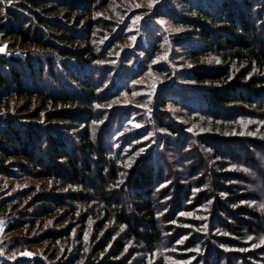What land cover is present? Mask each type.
Returning a JSON list of instances; mask_svg holds the SVG:
<instances>
[{
    "label": "trees",
    "instance_id": "trees-1",
    "mask_svg": "<svg viewBox=\"0 0 264 264\" xmlns=\"http://www.w3.org/2000/svg\"><path fill=\"white\" fill-rule=\"evenodd\" d=\"M115 1L0 2V264H264V0Z\"/></svg>",
    "mask_w": 264,
    "mask_h": 264
},
{
    "label": "rangeland",
    "instance_id": "rangeland-1",
    "mask_svg": "<svg viewBox=\"0 0 264 264\" xmlns=\"http://www.w3.org/2000/svg\"><path fill=\"white\" fill-rule=\"evenodd\" d=\"M143 4V0H116L114 5H113V9L117 12V17H120V21L124 20L126 18V14L128 15L130 11L136 10L138 8H140ZM139 5V6H138ZM125 9V10H124ZM119 10V12H118ZM121 12V13H120ZM125 13V14H124ZM139 18V19H138ZM135 23V25H134ZM133 30L134 29H140V16L134 17L133 19ZM137 25V27H136ZM138 33H140V31H138ZM137 38V36H135V39ZM3 51V49H2ZM0 51V52H2ZM150 76V77H149ZM149 78H143V79H138L135 83V87H134V93L137 97H139V95L141 93H145L147 94V90L148 88L151 89L150 92L148 93H152L154 89L159 85L160 82H162V80L160 78H158L156 75H149ZM143 89V90H140ZM12 185V191H15L16 189H19L20 187H24L27 185V183H7L4 186H8V185ZM9 191V190H8ZM9 193V192H8ZM8 227V224L6 221L4 220H0V238L2 236H4V233L6 231ZM22 256L24 257H29L32 256L30 252L22 254Z\"/></svg>",
    "mask_w": 264,
    "mask_h": 264
},
{
    "label": "snow or ice",
    "instance_id": "snow-or-ice-1",
    "mask_svg": "<svg viewBox=\"0 0 264 264\" xmlns=\"http://www.w3.org/2000/svg\"><path fill=\"white\" fill-rule=\"evenodd\" d=\"M0 2H7V3H9V4H11V2H12V0H0ZM155 2V0H150V3H149V7H151L152 6V4ZM139 6V5H138ZM139 19V18H138ZM0 51H2V49H0ZM217 63H219V61L217 60ZM111 105H109V107H110ZM97 107L99 108L100 107V105H97ZM136 127H140V125H136ZM223 195V194H222ZM260 207H261V209H264V204H261L260 205ZM182 215H183V213H182ZM249 239H251V237H249ZM178 242H180V241H178ZM262 242H264V241H262Z\"/></svg>",
    "mask_w": 264,
    "mask_h": 264
}]
</instances>
